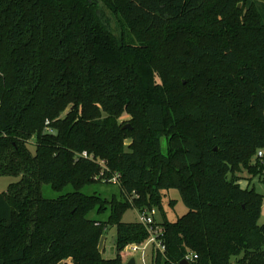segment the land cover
Listing matches in <instances>:
<instances>
[{"label":"trees","instance_id":"trees-1","mask_svg":"<svg viewBox=\"0 0 264 264\" xmlns=\"http://www.w3.org/2000/svg\"><path fill=\"white\" fill-rule=\"evenodd\" d=\"M258 149L264 0H0V175H21L0 192V264H124L149 238L130 208L161 212L156 264H264V194L240 184L264 175ZM116 173L120 197L82 192ZM169 189L188 207L175 221Z\"/></svg>","mask_w":264,"mask_h":264},{"label":"rangeland","instance_id":"rangeland-1","mask_svg":"<svg viewBox=\"0 0 264 264\" xmlns=\"http://www.w3.org/2000/svg\"><path fill=\"white\" fill-rule=\"evenodd\" d=\"M242 6V3L239 4V7ZM104 16L110 20L112 29L115 33H118V27L116 24V20L114 19L113 15L107 10L104 9ZM129 116L127 114H124L121 121H128ZM126 124H129L127 122ZM125 124V125H126ZM34 138L31 139V142H34ZM131 142L130 139L126 140V145H128ZM167 139L166 137H163L161 139V146L163 153H167ZM31 148L34 151V146L31 144ZM256 160L254 158L253 164H255ZM242 179L240 180V184L242 187H255V189L259 192L264 194V175H257L251 177V175L248 173V171H243ZM21 179V175L14 176V175H0V192H4L8 189L9 185L13 182H17ZM74 187L72 185L66 186L61 191L54 190L50 184H43L42 186V194L43 197L48 199H55L60 197L61 195H64L69 192H73ZM82 192L86 194H99L104 198H112L114 195L120 197L121 190L120 185L115 182H95L93 184L87 185L82 189ZM164 197H163V207L166 213V217L170 221H175L179 216L183 215L188 211V207L184 204L182 201L180 192L177 189H169L163 191ZM175 200L174 206L170 205V200ZM138 214L139 210L137 208H130L128 209L124 216L123 221L125 222H134L138 220ZM109 216V211L98 214L96 212H92L90 214V217L97 218L101 220H106ZM156 219L161 221L163 219L161 212L158 210V213L156 214ZM259 224H264V204L262 207L261 216L259 218ZM116 227L110 226L105 234L102 237L101 240V247L103 251V255L107 258H112L116 255V247H115V241H116ZM123 257L127 260L128 258L134 256L133 252L129 249V246H127L122 251ZM68 263L61 262L59 264H72L70 260H68ZM233 261H236V259H233Z\"/></svg>","mask_w":264,"mask_h":264},{"label":"built area","instance_id":"built-area-1","mask_svg":"<svg viewBox=\"0 0 264 264\" xmlns=\"http://www.w3.org/2000/svg\"><path fill=\"white\" fill-rule=\"evenodd\" d=\"M46 123L48 124L49 121L47 120ZM47 129L50 130L48 127ZM81 155L85 157L88 156L86 151H84ZM255 159L256 161L260 160L262 163H264L263 149L257 150ZM119 176H120L119 173H116L111 178H106L105 180L119 183ZM157 213H158L157 208H152V209L145 208L139 210L138 221L146 227L149 233V238L143 244L132 243L128 245L129 249L134 254V256L132 257H135L136 264H156V258L159 253L162 254L164 257H166L165 256L166 245L164 243V238H163L164 229L162 225L159 223V221L156 219ZM197 257H198L197 254L189 253L183 259H186L189 262H191L193 259H196ZM130 258H128L127 261ZM174 264H181V263L177 262Z\"/></svg>","mask_w":264,"mask_h":264},{"label":"water","instance_id":"water-1","mask_svg":"<svg viewBox=\"0 0 264 264\" xmlns=\"http://www.w3.org/2000/svg\"><path fill=\"white\" fill-rule=\"evenodd\" d=\"M123 128H131L129 124H126ZM181 264H190V262L186 259H183L180 261ZM124 264H136V259L135 257H131L127 262Z\"/></svg>","mask_w":264,"mask_h":264},{"label":"crops","instance_id":"crops-1","mask_svg":"<svg viewBox=\"0 0 264 264\" xmlns=\"http://www.w3.org/2000/svg\"><path fill=\"white\" fill-rule=\"evenodd\" d=\"M101 249H102V247H101ZM63 262L68 263L69 261H63Z\"/></svg>","mask_w":264,"mask_h":264}]
</instances>
